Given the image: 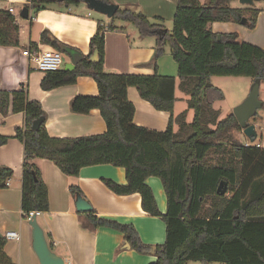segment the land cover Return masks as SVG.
Wrapping results in <instances>:
<instances>
[{"label": "trees", "instance_id": "1", "mask_svg": "<svg viewBox=\"0 0 264 264\" xmlns=\"http://www.w3.org/2000/svg\"><path fill=\"white\" fill-rule=\"evenodd\" d=\"M111 4L110 0H99ZM235 0H175L172 30L162 40L153 33L163 28L151 24L147 17L133 9H118L110 24H100L89 40V53L71 71L63 68L45 72L40 88L50 91L73 85L80 76L91 77L97 85L95 96H75L69 109L75 114L98 110L106 125L102 134L71 139L51 138L45 130V113L40 103L30 101L27 90H0V114L22 113L24 125L15 128L13 138L23 145L21 174V214L45 213L49 210L47 188L41 178L40 160L53 163L64 175L77 178L84 167L111 165L125 170L126 185L110 180L103 184L114 194H139L142 210L165 225V240L160 245L141 242L132 225L119 224L96 216L93 210L79 213L87 216L92 227H109L124 235V244L139 253L153 255L150 264H264V148L236 139L234 130H241L233 113L222 116L213 108L223 99L221 91L211 84L212 77H249L264 82V50L248 43H239L236 33L220 34L211 30L213 23L240 24L253 29L259 9L251 6L233 7ZM82 0H28L22 7L38 11L46 4L65 7ZM119 19L136 27L141 36H154L157 49L153 59L143 64L152 67L153 75L106 73L105 32L119 28L112 23ZM219 38V39H218ZM41 42H49L42 32ZM169 45L177 65L178 89L186 99V109L174 116L176 78L157 74L156 61L162 48ZM0 46L18 47L15 18L0 12ZM61 54L81 55L67 46L52 42ZM97 52V62L89 58ZM133 87L141 99L157 111L169 114L167 128L160 132L133 123L134 107L127 99ZM192 119L187 121V113ZM44 118L37 130L32 122ZM8 138L0 136V146ZM230 146L232 159L217 164L213 154H225ZM13 176L9 168L0 167V189L7 187ZM149 177L160 180L166 196V212L162 214L151 189L145 184ZM226 183L223 195L216 193L220 182ZM72 199L82 195L71 184ZM6 240L0 238V264H11L2 252ZM50 245V243H48ZM120 249H124L122 245Z\"/></svg>", "mask_w": 264, "mask_h": 264}, {"label": "crops", "instance_id": "2", "mask_svg": "<svg viewBox=\"0 0 264 264\" xmlns=\"http://www.w3.org/2000/svg\"><path fill=\"white\" fill-rule=\"evenodd\" d=\"M110 1L119 9L130 8L134 12H140L155 25H162L160 20L163 18L164 8L171 10V18L175 13V0ZM27 2L28 0H0V12L10 14L8 9L13 7L17 14L15 25L19 41L18 47L0 46V90L12 92L25 87L28 99L40 103L46 116L45 130L51 138L71 139L104 133L106 125L98 110L75 114L69 109V104L75 96L98 94L97 85L91 77L80 76L73 85L44 91L40 88V82L45 73L35 70L34 64L23 57L22 52L28 47L41 51L54 50L52 42L55 40L78 51L84 58L89 53V40L96 33L99 24L106 28L110 19L105 16L108 22L95 17L83 2L73 7L46 4L38 11L29 9L28 18L22 19L19 12ZM231 5L241 6L238 0L233 1ZM256 9L260 12L253 29L235 23H213L211 30L220 34L236 33L239 43H248L264 50V7ZM112 24L119 30L105 32L103 70L106 73L153 75V68L143 64L151 61L157 49L154 36H141L147 37L143 40L137 36V30L130 28L129 23L118 20L117 24ZM45 31L48 33L49 42L40 41L41 34ZM152 38L154 40H147ZM162 50L163 55L156 62L157 74L176 78L177 65L175 66L170 52L165 53V47ZM62 56L64 67L66 63L71 62L72 56ZM177 86L176 81L174 116L186 109L187 97ZM177 90L180 93L178 97ZM127 99L135 110V125L160 132L167 128L169 114L155 110L149 102L141 99L135 88L127 89ZM176 104H180L177 112ZM191 114L189 111L187 116ZM23 125L22 113L10 112L6 118L0 114V136L8 138L7 143L0 146V167L9 168L13 172L7 187L0 189V238L8 231H16L19 234V240L6 241L2 248L11 264H39L31 247V227L28 221L23 219L20 207L23 145L13 136L15 128ZM243 139L248 145V140ZM39 168L47 188L49 210L36 217V220L50 243L51 250L63 258L65 264H150L156 260L153 255L126 247L121 232L109 227H92L87 216L79 215L75 210V201L69 193L71 184L78 186L97 217L132 225L141 242L146 245L162 244L165 240V225L160 219L150 217L142 210L139 194L116 195L103 184V180H110L119 185H126L123 168L111 165L84 167L75 179L61 173L47 160H40ZM145 184L151 189L157 208L165 214L166 196L160 180L149 177ZM122 245L124 249H120Z\"/></svg>", "mask_w": 264, "mask_h": 264}, {"label": "water", "instance_id": "3", "mask_svg": "<svg viewBox=\"0 0 264 264\" xmlns=\"http://www.w3.org/2000/svg\"><path fill=\"white\" fill-rule=\"evenodd\" d=\"M55 3H62L64 0H50ZM86 7L95 13L106 16L108 19L113 18L119 7L115 4H107L99 0H82ZM255 2H264V0H238V3L243 6H252ZM29 9L22 7L19 16L22 19L28 18ZM248 24L247 18H242L240 21L241 26ZM153 33L158 37L159 40H162L163 36L167 33L165 29H159L153 31ZM219 39V38H218ZM82 60V56L79 54H74L72 56L71 62L64 65L65 71H71L75 66ZM90 62H97V52L95 51L89 58ZM259 88L260 81L256 80L253 82L250 91L247 97L237 105L232 113L242 130L243 135L250 142H254L257 137V132L255 126L249 124L248 121L251 119L257 111L262 107V102L259 100ZM44 121V118H38L32 122L31 129L37 130L41 123ZM226 192V183L220 182L217 187L216 193L223 195ZM75 210L79 213H88L92 210L89 202L80 194H77L74 198ZM29 226L31 227V247L35 253L39 264H65L63 258L55 254L48 245V242L45 238L42 228L37 223L36 217H33L28 221ZM128 247V244H126Z\"/></svg>", "mask_w": 264, "mask_h": 264}, {"label": "rangeland", "instance_id": "4", "mask_svg": "<svg viewBox=\"0 0 264 264\" xmlns=\"http://www.w3.org/2000/svg\"><path fill=\"white\" fill-rule=\"evenodd\" d=\"M198 1L200 3H203V4L207 2V0H198ZM70 7H73V6H70ZM251 7H253V8H262V7H264V2H255V3H253V6H251ZM154 10H155V8H154ZM93 14H94L95 17L102 18L105 21L109 22V20L105 16H103L101 14H98V13H95V12H93ZM172 14H173V12H172ZM162 15H163L162 16L163 18L160 21H161V23L163 25V29L167 30L170 33L171 30H172L171 10L168 9V8H164V12H163ZM118 20L119 19H116L113 22L115 24H117ZM22 22H23V20H22ZM110 22H111V20H110ZM129 26H130L131 29L137 30L136 27L133 26L132 24H130ZM135 32L137 34L138 30L135 31ZM138 35H139V32H138L137 36ZM139 37L143 38V40H144V38H147V37H141V35H139ZM154 38L156 39V37H154ZM147 40H154V39L152 38V39H147ZM156 45H157V39H156ZM164 47L166 49L165 53H169L170 52L169 45L165 44ZM161 55H163V52H162ZM152 59H153V57H152ZM175 66H176V64H175ZM61 68H64V67L62 66ZM176 81L178 82L177 77H176ZM211 84L214 87L218 88L221 91L222 95H223V99L222 100H220V101L217 100V101H215L213 103V108L220 109L221 112H222V116H225L227 114H230L233 111V109L237 105H239L247 97V95H248V93L250 91V88L252 86V81H251V79L249 77H233V76L212 77L211 78ZM178 94H180V93L177 90L176 91L177 97H178ZM259 100L262 102V107L248 121L249 124L254 125L255 128L257 129V131H256L257 132V137L254 140V142H250L248 139L247 140H248L249 144H251V145H254V146L258 145L259 147H263L264 148V82L260 83ZM179 105L180 104H176L175 105L176 108H177L176 112L179 111V108H180ZM191 115L187 116V121L188 122H190L191 119H192ZM233 135H234V137L236 139L240 140L241 142L245 141L243 139V138H245V136L243 135L242 130H234L233 131ZM226 146H227V152L225 154H213V155H211V160H212L213 163L217 164V163H219L221 161H227V162L231 161L232 154L229 152L230 151V146H229V144H226ZM188 264H203V263H200V262H189ZM212 264H220V263H212Z\"/></svg>", "mask_w": 264, "mask_h": 264}, {"label": "built area", "instance_id": "5", "mask_svg": "<svg viewBox=\"0 0 264 264\" xmlns=\"http://www.w3.org/2000/svg\"><path fill=\"white\" fill-rule=\"evenodd\" d=\"M8 12L12 14L17 20V14L15 13L13 7H10ZM22 56L34 64L35 70L41 72L56 71L63 66V56L59 51L56 50L41 51L38 48L28 47L22 52ZM41 214L42 213L38 211L29 212L25 215L24 220L30 221L33 217H38ZM3 238L6 241H17L19 240V234L16 231H8L5 232Z\"/></svg>", "mask_w": 264, "mask_h": 264}]
</instances>
